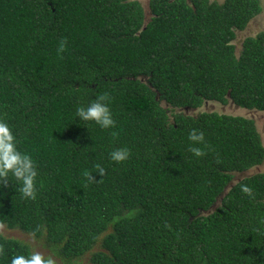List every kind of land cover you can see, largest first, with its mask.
Listing matches in <instances>:
<instances>
[{
	"label": "trees",
	"instance_id": "1",
	"mask_svg": "<svg viewBox=\"0 0 264 264\" xmlns=\"http://www.w3.org/2000/svg\"><path fill=\"white\" fill-rule=\"evenodd\" d=\"M148 7L147 20L135 0H0V118L38 168L35 200L0 184V225L65 264H264V172L239 178L264 163L256 122L201 111L264 113V30L234 44L261 1ZM104 93L115 127L75 117ZM119 147L130 157L117 164ZM29 250L0 233V264Z\"/></svg>",
	"mask_w": 264,
	"mask_h": 264
},
{
	"label": "clouds",
	"instance_id": "2",
	"mask_svg": "<svg viewBox=\"0 0 264 264\" xmlns=\"http://www.w3.org/2000/svg\"><path fill=\"white\" fill-rule=\"evenodd\" d=\"M66 41L58 44L57 52L62 53L65 50ZM108 94L98 95L95 100L87 105H79L75 108V117L83 122H92L101 129H111L115 127L116 121L113 113L106 102ZM188 139L194 144H204V133L198 129H191L188 133ZM20 141L14 131V126L7 120L0 118V184L5 186L9 182H15L21 199L35 200L37 197V177L38 168L33 156L20 148ZM189 151L193 156L199 158L204 155L201 147L191 146ZM130 157L128 147L115 148L109 153V158L120 164ZM97 173L103 176L105 169L97 164ZM240 191L249 198L254 197L253 188L247 183H240ZM8 264H55L52 255L45 256L39 251L29 250L20 252L10 257Z\"/></svg>",
	"mask_w": 264,
	"mask_h": 264
},
{
	"label": "rangeland",
	"instance_id": "3",
	"mask_svg": "<svg viewBox=\"0 0 264 264\" xmlns=\"http://www.w3.org/2000/svg\"><path fill=\"white\" fill-rule=\"evenodd\" d=\"M135 1H138L141 3V5L143 6L146 12L147 20H148L151 15L149 7H148L149 0H135ZM214 1H217L218 3H223L225 0H214ZM260 1L262 5V12L249 23V25L244 31L238 32V36L236 40L234 41V44L236 45L238 52L241 50L243 41L246 38L256 36L258 33L264 30V0H260ZM201 111H209V112L215 111L218 113H224L228 115H234V116L240 115V116H246L248 118H253L256 122L258 131L262 137V141L264 144V113L252 112V111H248L245 109H239L233 103H230L225 106L221 104H217V103H208L201 108ZM259 172H264V163L260 166H256L252 168L251 170L247 171V173L240 175L239 178H242L243 176H251ZM0 233L6 237L15 238V239L23 241L24 243H27L32 248V250L39 251L45 256L52 255L56 264H65L61 259L55 257L51 251L46 249L42 241L33 237L32 235H28L17 229H9L4 225H0ZM98 249L99 248H96L94 250L97 251ZM90 256L91 254L89 253L75 261L79 263H83V264H91Z\"/></svg>",
	"mask_w": 264,
	"mask_h": 264
}]
</instances>
